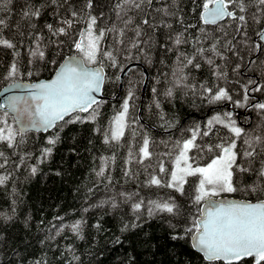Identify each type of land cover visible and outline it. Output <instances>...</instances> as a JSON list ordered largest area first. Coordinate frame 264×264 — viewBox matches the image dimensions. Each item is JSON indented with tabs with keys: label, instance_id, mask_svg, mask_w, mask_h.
Here are the masks:
<instances>
[{
	"label": "trees",
	"instance_id": "1",
	"mask_svg": "<svg viewBox=\"0 0 264 264\" xmlns=\"http://www.w3.org/2000/svg\"><path fill=\"white\" fill-rule=\"evenodd\" d=\"M119 2L92 0V7L87 8L88 0H7L0 8V19L5 21L0 36L16 45L15 49L0 46V90L15 81L50 78L65 58L77 54L73 43L87 28L89 16L97 17V30L115 25L125 31L122 44H117L111 33L102 41V51L112 50L118 63L113 67L101 57L106 79L103 99L98 108L93 107L98 112L94 122L87 119L89 113H75L73 116L79 115L84 122L62 128L58 125L48 133L27 132L22 142L18 135L16 148L0 143L4 153L0 176L7 177L0 185V264H210L193 248L191 235L172 238L177 233L183 235L192 218L200 215L202 204L194 205L191 199L196 178H188L184 196L167 187L149 186L148 180L156 175L167 182L179 153L177 142L191 138L197 128L201 133L208 130L207 122L215 116L226 119L225 114L231 113L249 136H264V111L253 107L264 103V43L257 35L264 23L249 20L239 33L237 22L230 19L204 25L200 20L203 0H152L151 5L145 2L118 19ZM245 3L246 15L257 12L250 0ZM37 10L39 17L24 16L25 11ZM72 11L79 15L72 17ZM129 18L132 22L125 28L124 21ZM65 19L75 21L69 35L55 36L47 28L49 24L53 30L66 27L62 23ZM144 19L149 23L143 24ZM180 34L185 42L176 45ZM217 40V51L224 59L209 51ZM133 43L138 47H132ZM37 44L45 53L43 60L31 55ZM201 48L203 55L198 51ZM191 57H195L193 63L200 64L198 69L183 66ZM207 58H212L214 65H208ZM12 63L18 69L15 80L7 78ZM131 63L135 65L128 69L120 86L121 73ZM215 66L226 76L215 77ZM181 67L186 83L196 85L194 91L175 86L173 73L179 76ZM201 84L213 92L217 86L225 88L232 100L210 103ZM246 86L248 101L239 107L236 102L243 103ZM257 87L260 91H253ZM169 88L172 96L166 95ZM130 91L133 99L129 101L124 136L119 142L106 144L104 136L107 133L110 137L113 120ZM7 119L17 128L10 113ZM54 135L59 139L52 146L47 140ZM145 135L153 142V157L139 164L136 161ZM230 135L223 125L215 124L209 136H198L196 143L205 150L190 152L193 164L207 165L216 154L215 150L207 152V146L226 142ZM237 146L240 150L241 141ZM48 147L52 148L51 155L42 158V150ZM129 152L133 154L131 163ZM161 163L164 173L158 171ZM101 168L104 175L98 176ZM255 180L254 174H248L241 182L251 184ZM226 195L264 200L260 193ZM169 198L179 205L180 216L148 215L150 201ZM141 200L143 207L134 211L132 205ZM77 224L79 228L74 231Z\"/></svg>",
	"mask_w": 264,
	"mask_h": 264
},
{
	"label": "snow or ice",
	"instance_id": "2",
	"mask_svg": "<svg viewBox=\"0 0 264 264\" xmlns=\"http://www.w3.org/2000/svg\"><path fill=\"white\" fill-rule=\"evenodd\" d=\"M7 0H0V8L6 4ZM55 2V0H53ZM147 2L151 5L152 0H120L116 4V16L122 18V13L127 14L128 11L140 9L141 5ZM250 3L256 5L257 12L248 13V4L245 0H203L202 12L200 20L204 25H218L220 21L230 19L237 22L236 31L239 33L241 29H245L249 20L253 24L264 23V0H250ZM128 6L127 8L125 6ZM87 8L92 7V0H88ZM165 15H169L167 9L163 10ZM239 13V14H238ZM39 11H25L24 16L39 17ZM78 12L72 11L71 16L77 17ZM73 19H65L62 23L66 27H59L53 30L51 24L47 25L49 31L53 35L60 36L69 35L68 29H71ZM131 18L124 21V27L127 28L131 23ZM97 17L89 16L87 28L80 32L79 39L74 41L73 47L77 55L67 58V61L58 66L55 78L51 81H41L33 84L14 83L10 87L22 88L28 90L26 96H10L7 97L4 103L0 104V143L6 144L9 148L18 146L17 136L23 138L29 129H42L47 132L50 129L57 128L59 125L62 128L68 123L77 121L84 122L79 115L73 116L74 113L87 112L88 120L95 121L98 115L97 109L93 105L99 107V102L94 93H100L106 79L102 66L101 57L111 61L113 67L117 66V56L112 50L102 51V41L106 35L113 34V39L117 44L123 43L125 35L124 28H117L115 25L109 28L97 30ZM148 19L143 20V24H148ZM5 21L0 19V26H3ZM222 27V26H221ZM2 30V29H0ZM200 31H204L201 29ZM141 33L136 30V35ZM178 35L175 39V44L180 45L185 41ZM226 35V33H225ZM247 35V32H244ZM261 40H264V28L257 32ZM217 40L212 44L209 51L215 56L224 59L222 53L217 51ZM228 44H231L229 41ZM0 46L8 49H15L16 45L9 39L0 36ZM132 47H138L137 43H133ZM260 47L259 44L256 45ZM231 51L232 49L229 48ZM203 55L204 49H198ZM32 57H38L43 60L45 53L40 50L39 44L34 51L31 52ZM183 56V53H181ZM179 59V57H178ZM195 57L187 58L186 67L191 65L194 68H199V63H193ZM208 65H214L212 58H207ZM55 63V61H53ZM91 65H98L93 68ZM122 70V69H121ZM18 69L16 63H12L8 72V79H16ZM31 72L28 73L30 77ZM215 77L223 78L226 73L221 72L219 66L213 68ZM176 87H184L189 90H195L196 85L188 84L187 76L183 73V67L180 69V75L174 72ZM249 83H254L249 81ZM204 93L208 94L210 103L232 100L229 92L222 87L217 86V90L213 92L212 88L200 85ZM5 91H8L6 89ZM155 91V89H153ZM260 91V87L253 89ZM245 95L243 103L237 101V106L243 107L248 101V88L244 89ZM166 95L172 96L173 91L169 88ZM133 99V93L130 91L127 99L122 105V111L114 118V127L111 129V135L106 133L104 143L119 142L124 136L125 129L128 127L127 116L129 112V101ZM157 107L159 105L157 104ZM253 107L264 111V103H257ZM8 109L14 113L12 119L19 128H14L8 123ZM91 110V111H90ZM226 119L220 116H215L207 122V129L203 133L199 128L192 130L191 138L182 142H177L179 153L175 157L174 169L170 172L167 182L161 177L152 175L148 180L149 186L167 187L173 189L181 196L185 195V185L188 183L189 177H195V192L192 196L194 205H201L200 215L198 218H192L188 227L183 229V235L177 233L173 235V239H183L185 236L191 235L193 247L196 248L210 264H264V200L258 199L253 203L251 200L244 201H228L217 199L225 194L247 193L249 195L260 193L264 195V136L255 135L249 136L248 133L239 127L235 120L232 119L231 113L225 114ZM69 117V119H65ZM63 121V124L60 122ZM215 124L223 125L230 132L226 142L217 143L214 146L208 145L207 152L216 154L205 166H193V157L189 153L196 149L198 152L204 151V147L196 143L198 136H209L210 130ZM59 139L58 135L49 137L47 143L55 146ZM237 141H241L242 147L238 150ZM153 142L147 135L143 138L142 146L139 148V159L136 161L139 164H144L145 161H151L153 152L150 146ZM52 148H44L42 150V158L51 155ZM0 157H4V153L0 152ZM260 157L259 160L257 158ZM107 160V158H104ZM133 154L129 152L128 163H131ZM114 160V158H113ZM7 159L5 158V163ZM257 162L259 167H256ZM4 164H0L3 167ZM104 168L97 172L98 176L104 175ZM158 171L164 173L166 169L163 163L160 164ZM36 172V168L32 169ZM127 174V173H126ZM254 174L256 180L251 184L242 183L244 175ZM235 176V180H234ZM7 177L0 176V185H3ZM148 215L152 216L157 213H166L173 217L181 215L180 207L175 202L174 198L164 202L150 201ZM143 200L132 205L133 210L138 212L143 207ZM176 227V225H171ZM79 224L73 226V230H77Z\"/></svg>",
	"mask_w": 264,
	"mask_h": 264
},
{
	"label": "water",
	"instance_id": "3",
	"mask_svg": "<svg viewBox=\"0 0 264 264\" xmlns=\"http://www.w3.org/2000/svg\"><path fill=\"white\" fill-rule=\"evenodd\" d=\"M226 20V19H225ZM224 20V21H225ZM224 21H220L219 23H222V22H224ZM262 28H264V26L262 27ZM258 38H259V40H260V42L261 43H264V40H261L260 39V36L258 35ZM75 55H77V54H74V55H71V56H75ZM71 56H68V57H71ZM67 57V58H68ZM67 58H65L64 60H63V62L60 64V65H62L63 63H65L66 61H67ZM59 65V66H60ZM135 64L134 63H131V64H129L125 69H124V71L121 73V77H120V86H122V81H123V79H124V77H125V75H126V72L128 71V69H130L131 67H133ZM98 65H91L90 67H93V68H95V67H97ZM103 69H104V67H103ZM57 70V69H56ZM104 73H105V75H106V71H105V69H104ZM55 75H56V71H55V73L50 77V78H44V79H40V80H36V81H15V82H12V83H10V84H8V85H6V86H4L1 90H0V104H2V103H4V101H5V99L7 98V97H10V96H13V95H16V96H26L27 94H28V90H25V89H22V88H14V87H10L11 85H13L14 83H16V82H19V83H21V84H33V83H38V82H41V81H51L52 79H54L55 78ZM105 83V82H104ZM103 87H104V84H103ZM103 87H102V90H101V92L100 93H94L93 95H95L96 96V99H97V101L100 103L101 101H102V99H103ZM145 87V86H144ZM6 89H8V91H5ZM95 105H93V107H94ZM11 115H12V117H13V115H14V113H12L11 112V110L10 109H8L7 110ZM80 113H87V112H80ZM75 114V113H74ZM67 118V117H66ZM65 118V119H66ZM62 122V121H61ZM60 122V123H61ZM15 123V122H14ZM15 126L17 127V129L19 128V125H17V124H15ZM52 130H54V128L53 129H50V130H48L47 132H45L44 130H42V129H29L27 132H40V133H48V132H50V131H52ZM26 132V133H27ZM217 199H223V200H228V201H237V202H240V201H244V200H247V199H239V198H237V197H234V196H231V195H226V196H221V197H218ZM252 201V200H251ZM253 203H255V202H257V201H252ZM203 207H204V205H203V203H202V208L201 209H203ZM191 243H192V246H193V240H192V238H191ZM194 248V247H193ZM197 252H199L196 248H194ZM200 253V252H199ZM201 254V253H200ZM203 256V255H202Z\"/></svg>",
	"mask_w": 264,
	"mask_h": 264
},
{
	"label": "rangeland",
	"instance_id": "4",
	"mask_svg": "<svg viewBox=\"0 0 264 264\" xmlns=\"http://www.w3.org/2000/svg\"><path fill=\"white\" fill-rule=\"evenodd\" d=\"M117 115H118V114H117ZM117 115H116V116H117ZM113 127H114V124H113ZM189 155H190V153H189ZM193 166H197V165H194V164H193ZM200 166H205V165H200ZM174 167H175V164H174V166H173V169H174ZM225 195H226V194H225Z\"/></svg>",
	"mask_w": 264,
	"mask_h": 264
},
{
	"label": "bare ground",
	"instance_id": "5",
	"mask_svg": "<svg viewBox=\"0 0 264 264\" xmlns=\"http://www.w3.org/2000/svg\"><path fill=\"white\" fill-rule=\"evenodd\" d=\"M135 64V63H134Z\"/></svg>",
	"mask_w": 264,
	"mask_h": 264
}]
</instances>
